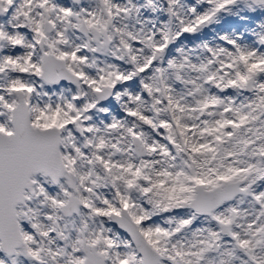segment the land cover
Masks as SVG:
<instances>
[{
	"label": "snow or ice",
	"instance_id": "snow-or-ice-1",
	"mask_svg": "<svg viewBox=\"0 0 264 264\" xmlns=\"http://www.w3.org/2000/svg\"><path fill=\"white\" fill-rule=\"evenodd\" d=\"M0 264H264V0H0Z\"/></svg>",
	"mask_w": 264,
	"mask_h": 264
}]
</instances>
